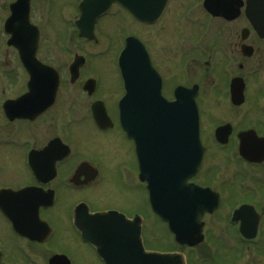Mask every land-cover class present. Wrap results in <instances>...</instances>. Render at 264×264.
Returning <instances> with one entry per match:
<instances>
[{
    "label": "flooded vegetation",
    "instance_id": "flooded-vegetation-1",
    "mask_svg": "<svg viewBox=\"0 0 264 264\" xmlns=\"http://www.w3.org/2000/svg\"><path fill=\"white\" fill-rule=\"evenodd\" d=\"M63 1L57 7L59 2L56 0H0V51L4 46L10 50L26 74L22 91L1 101L0 122L3 121V126L0 127V149L18 148L22 150L23 157L21 165L16 167L18 170L12 173L16 174L17 184L9 183L10 179L0 178V191H3L0 193V231L4 230L3 236L0 233V264H44L34 252V248L40 250L41 247L47 252L46 264H50V259L55 256L67 257L71 264H76L74 255L58 245L64 224V219L59 215L67 208L66 229L75 243L88 249L97 264H105L96 248L84 240L77 219L86 210L90 213L115 210L128 217L143 215L141 206H144L146 185L140 179V172L145 164L140 163L135 144L126 136L119 121V100L125 93V86L118 69L117 57L124 47L123 39L127 35L121 38V46L114 56L121 91L115 103L102 96L103 82L99 76H95V71L84 73L89 56L76 47V37L83 42L98 44V32L103 21L109 15L116 14L130 15L141 26H154L168 13L172 0H168L163 15L153 24L136 20L126 8L114 3L97 20L94 40L81 37L76 27L80 18L81 0ZM190 1H185L187 3L183 11V17L193 19L188 36L190 43L186 50L188 55L183 60L185 82H176L170 93L167 92L168 82L154 61L148 45L138 37L147 47L154 67L162 75L163 94L168 100L174 99L175 88L180 84L187 87L198 86L196 101L200 113V136L206 150L201 167L188 182L211 189L215 195L204 196L211 203L218 196L220 199L219 207L213 213H206L203 218L204 241H220L216 239L221 236L212 234L211 227L208 228V217L215 215L226 203V189L234 190L231 211L225 217L226 230L231 234L222 236V239L228 241L231 238L239 244L237 255L230 261V264H237L246 259L252 243L264 240V159L253 162L241 154V145L247 143L255 154L264 156V0ZM51 23H59L63 29L62 51L68 58L65 68L59 66L57 59L52 60L42 54L44 29ZM113 24L110 23L111 27ZM13 34L18 35V40H22L23 35L26 36L27 42L19 43L25 45L29 55L32 56L35 45L37 63L53 67L59 74L57 95L53 103L43 111L37 110L44 103L48 105L50 95L45 84L39 86L34 83L30 86L31 74L24 67L16 43L10 42ZM112 48L113 41L110 39L106 45L107 55L109 52L111 54ZM76 64L80 66L78 75ZM194 74L198 75L196 79ZM11 75L13 80L15 75ZM42 78L46 80L48 76L43 75ZM12 83L17 86L21 81L14 79ZM66 87L81 90L82 97L79 93L76 96L83 98L82 106L81 101H77L80 105L76 109L75 100L66 101L70 97L62 96ZM28 91H31L28 102L31 114L24 118H10L4 109L5 102ZM214 101L219 107L218 113L214 112ZM207 119L214 120L215 124L211 126ZM83 124L93 136L107 139L117 137L126 154L119 156L115 162L112 155H105L107 145L101 146L102 156L84 143L82 147L76 136V127ZM144 124L143 120V158L156 159L165 154V150L155 147L159 134L145 132ZM173 127L180 129L172 133V141L181 145L179 153L184 156L183 161L188 160L185 165L180 164L181 172H186L187 167L192 168V156L188 158L192 133L188 130L187 123L174 124ZM24 129L28 136L17 138ZM86 141H89L88 145L91 144L90 140ZM145 144L148 145V152H145ZM211 149L217 151L216 158L223 160L218 161L220 164L213 163L209 167L207 159ZM113 162L114 169L111 164ZM231 167L232 174H229ZM112 181L116 192L125 195L127 200L118 205H97V202L108 199V193L102 189ZM134 194L143 196L134 202ZM132 201L136 204L129 211L128 202ZM77 211H80V215H77ZM30 227L34 228L35 239L28 235ZM186 258L188 264H196L201 259L191 258L189 254H186ZM212 258L216 260L215 264H224L219 255L215 254Z\"/></svg>",
    "mask_w": 264,
    "mask_h": 264
},
{
    "label": "rangeland",
    "instance_id": "rangeland-1",
    "mask_svg": "<svg viewBox=\"0 0 264 264\" xmlns=\"http://www.w3.org/2000/svg\"><path fill=\"white\" fill-rule=\"evenodd\" d=\"M56 1L59 2L57 7H59L60 4L64 2L63 0ZM185 1L187 0H172L168 13L160 20L158 24L154 26H141L137 24V22H135L130 15L116 14L109 15L103 21L102 26L100 27V30L98 32V44H94L92 42H83L76 37V47H78L81 51H83V53L89 56V63L84 73L88 74L89 71H95V76H99L102 79V96L112 99L111 101L115 103V99L121 93L119 89V82L117 79L116 66L114 65V56L116 50L121 46V38L126 34H135L146 42L154 61L158 64L168 82V93L171 92V88L176 82V84L185 82V79L183 78V71H185L183 60L188 55L186 50L188 49L187 46L190 43L188 38L189 29L193 26V19H186L185 17H183V11L187 3ZM39 10L41 9L39 8ZM45 12L46 10L43 11L44 17ZM110 23H114L113 27H111ZM109 38L113 41V48L111 54L109 52V54L107 55L105 51L106 45L110 40ZM62 41L63 29L60 28L59 23H51V25H49L47 29H44V42L42 48L43 56L49 57L52 60L57 59L59 61V66L61 68H65L68 58L66 59V54L63 53L64 51H62ZM257 55H260V53H258ZM11 74H14L16 76V78L14 76V79H16L17 81H21L19 85H13L14 83H12V81L14 79L12 80ZM25 75V72L14 59L13 53L4 46V49L0 51V114L2 113L1 101L6 97L16 96V94H19L22 91V88L24 87ZM197 76V74H194V79H196ZM76 93H79V95L82 97L81 90L79 88L76 87L74 89H69L68 87H66L62 92V96L68 97L70 95V97H68L66 101L75 100L77 109V106L80 105L77 103V101L80 102L81 100H83V98H80V96H76ZM73 95H75L77 99H75ZM82 104L83 103L81 101V106ZM213 106L215 109L214 112L218 113L217 109H219V107L215 103V101L213 103ZM214 112L211 113L213 117ZM207 122L211 126H213V123L215 124L214 120L207 119ZM2 126L3 121L0 122V127L2 128ZM76 128H78L76 136L77 139L81 142L82 147V143H84L87 145V147L90 146L95 150V152H98V154L102 156L104 154L101 146L107 145V151L105 155H107V157H111L112 155V160H114L115 162H117L119 156H121L122 154H126V152L121 149L120 141L117 137L114 136L107 139V137L93 136L90 132H88V129L84 124L81 126L78 125ZM2 133L4 134L6 132ZM23 133H20L21 136L16 137H21L23 139L28 136L27 130L24 129ZM85 139L90 140L91 144L88 145L89 141H86ZM93 141H95V144H93ZM103 147L106 149V146ZM216 152L214 151V149L210 150L207 159V166L210 167L213 163L216 165L220 164L218 161L223 160L215 157ZM22 157V150L18 148L11 149L9 147L8 149H0V172H2L0 173V178L10 179L9 183L17 184L18 180L16 174L14 173L13 175L12 173L15 170H18V168L16 167L18 165H21ZM111 164L114 166V169V162ZM231 170L232 167L229 171V174H232ZM262 170H264V166ZM114 184L115 183L112 181L108 185L103 187L102 191L108 193L109 196L108 194H106L108 199L103 202H97V205L102 207L106 205H118L121 204V202L127 200L126 198H124L125 195L116 192ZM231 185L233 186V183ZM233 194L235 196L234 190L231 188H227L225 193L226 203H224L222 208L215 215L208 217V228L211 227L210 231L212 232V234H219V236H221L220 239H216L220 241H204L193 250L186 249V253L189 254L191 258L198 257L202 259H199L196 264H215L214 262H216V260L212 258V256L215 254L222 257L224 264H230L232 257L234 255H237L239 244L231 238L228 241L222 239V236H230L231 234L226 230L225 217L231 211V204L232 201H234ZM140 196H143V194H134L132 196V200L134 202H137L139 201ZM143 197L145 201L144 206H141V208L143 207L141 211L144 212L145 215V225L147 228L145 235L148 245L155 250L156 248L158 249L163 246L169 248L171 244V234L168 230L167 224L159 217L153 215L149 210L146 192H144ZM143 197L142 204L144 200ZM133 201L132 203L128 202L127 208L129 211L135 207L134 204L136 203H133ZM67 209L63 214L59 215L60 218L64 219V224L58 238L60 240V243L57 240V242L59 243L58 245H60L64 249H67L74 255L76 264H97V261L94 259V256L90 253V251L85 247L79 246L77 243H75L73 237L69 234L70 232L67 231ZM0 233L1 236H3L4 230L0 231ZM210 246H212V249H209ZM34 250H36L34 252L40 257L44 264H46V250L43 247H41L40 250H37L35 248ZM261 250H264V240L255 244L252 243L246 259L240 261L237 264H259L261 262H263L264 264V252H262ZM204 252H206L207 255ZM209 253L210 256L208 257Z\"/></svg>",
    "mask_w": 264,
    "mask_h": 264
},
{
    "label": "water",
    "instance_id": "water-1",
    "mask_svg": "<svg viewBox=\"0 0 264 264\" xmlns=\"http://www.w3.org/2000/svg\"><path fill=\"white\" fill-rule=\"evenodd\" d=\"M104 1V7L95 4ZM112 0H85L82 7V16L78 22L82 36H94L93 28L95 17L106 11ZM127 6L138 18L149 22L156 20L161 14L165 0H115ZM108 4V6H107ZM89 6L92 11L95 10V15L92 11L89 12ZM106 6V7H105ZM22 51V50H21ZM32 56L27 55L24 63L27 67L29 65L35 66V48L32 50ZM31 67V68H32ZM121 69L126 80L127 95L121 103L122 121L128 136L139 142V124H141V117L144 115L145 121L156 126L161 133V139H167L161 142V146L172 149L173 143L170 142L171 131L170 127L173 123H187L188 130L192 132V148L196 151L199 143V117L197 106L195 103V96L191 90L185 88H178L176 92V100L168 102L165 100L159 91V85L153 93V104L151 110L143 113L142 98L140 96L141 84H149L151 81L159 80V75L156 73L151 65L148 54L143 45L135 38L128 39L127 47L121 57ZM148 97V96H145ZM24 98L14 101L15 105L22 106ZM23 108V107H22ZM24 110H17V115H24ZM166 133V135H164ZM173 154V153H171ZM160 162H166V166L154 162L152 168L145 170L142 179L148 182V189L150 191V199L155 212H157L164 220H166L170 227L175 230L177 238L182 243L194 245L202 240L199 237L201 231L200 219L208 210V205H195V201L187 198L184 190L179 186L177 189L172 188L173 183L177 185L181 181H186V177L180 173V170L173 168L174 160L161 156ZM176 171L173 175L172 172ZM210 210V209H209ZM211 211V210H210ZM102 218L104 215L101 214ZM122 224L128 227V239L124 240L125 247L128 245V250H137L135 253L127 252L123 249V253L111 254V247L108 248V239L106 237L93 236L91 240L99 246L102 251V256L106 259L108 264H185L184 257L181 254H160L154 252H147L144 249L141 237V220L134 221L127 220L120 217ZM194 230L197 233H194ZM196 234V236H194ZM199 237V239H197ZM134 246V247H133ZM115 260V262H113Z\"/></svg>",
    "mask_w": 264,
    "mask_h": 264
}]
</instances>
